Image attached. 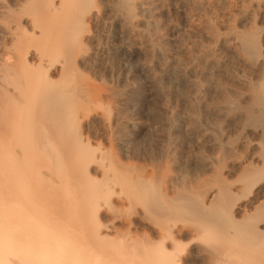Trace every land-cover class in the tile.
Wrapping results in <instances>:
<instances>
[{
  "label": "bare ground",
  "instance_id": "obj_1",
  "mask_svg": "<svg viewBox=\"0 0 264 264\" xmlns=\"http://www.w3.org/2000/svg\"><path fill=\"white\" fill-rule=\"evenodd\" d=\"M5 2L0 264H264V0H179L215 45L162 68L193 76L194 91L159 81L188 108L169 118L164 148L135 147L148 156L135 169L116 156L129 153L123 114L98 108L122 96L86 69L108 11L135 26L151 5ZM96 127L116 154L85 137Z\"/></svg>",
  "mask_w": 264,
  "mask_h": 264
},
{
  "label": "rangeland",
  "instance_id": "obj_2",
  "mask_svg": "<svg viewBox=\"0 0 264 264\" xmlns=\"http://www.w3.org/2000/svg\"><path fill=\"white\" fill-rule=\"evenodd\" d=\"M1 2L6 3L5 0ZM141 3H149L151 10L147 14L137 10L135 26L118 23L113 11L106 13L105 21L94 28L97 36L92 45L95 59L86 69V75L122 96L117 103L102 98L98 108L102 111L110 107V117L116 110L123 114L129 153L125 157L116 154L114 146L108 144L109 133L101 127L86 132L85 137L97 145L93 144L96 149L107 148L119 159H127L130 163H125L133 164V169L148 157L143 149L135 154V147H141L144 141H148L155 149L159 146L164 148V130L169 118L188 108L181 95L161 92L159 81L172 87L177 94L189 96L193 93V87L191 90V86L188 88L193 76L188 74L183 80L177 75L165 74L162 68L187 66L194 54L215 45L204 28V19L188 11L179 0H141Z\"/></svg>",
  "mask_w": 264,
  "mask_h": 264
}]
</instances>
